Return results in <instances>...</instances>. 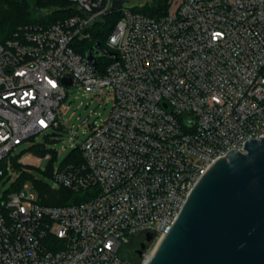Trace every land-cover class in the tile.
<instances>
[{"label":"built area","instance_id":"obj_1","mask_svg":"<svg viewBox=\"0 0 264 264\" xmlns=\"http://www.w3.org/2000/svg\"><path fill=\"white\" fill-rule=\"evenodd\" d=\"M68 1L0 41V178L18 144L67 127L69 85L110 87L115 104L78 144L84 161L56 173L85 199L44 204L18 183L0 196V264H146L153 249L133 259L127 245L152 232L155 247L208 167L264 136V0H166L157 16L125 2L101 69L74 41L113 0Z\"/></svg>","mask_w":264,"mask_h":264},{"label":"water","instance_id":"obj_2","mask_svg":"<svg viewBox=\"0 0 264 264\" xmlns=\"http://www.w3.org/2000/svg\"><path fill=\"white\" fill-rule=\"evenodd\" d=\"M128 1L113 0L109 11ZM86 56L97 67L99 57L118 53L98 41ZM146 264H264V136L208 167Z\"/></svg>","mask_w":264,"mask_h":264},{"label":"rangeland","instance_id":"obj_3","mask_svg":"<svg viewBox=\"0 0 264 264\" xmlns=\"http://www.w3.org/2000/svg\"><path fill=\"white\" fill-rule=\"evenodd\" d=\"M152 2L153 0H129L126 4L142 8ZM41 13L45 14V10H41ZM107 59L108 57L102 56V63ZM114 104L115 95L110 87H104L97 93H89L83 87L69 85L67 96L60 106L61 118L67 127L50 128L39 132L14 148L8 159L7 173L0 178V196L12 189L19 181L25 194L34 193L37 197L40 194V185L51 193L61 191L63 186L57 181L56 173L66 160L77 152L78 144L86 138L94 124L102 122L109 116ZM37 144H42L51 154L50 159L34 151L33 148ZM18 157H22V164H16ZM49 200L53 201L57 198L53 196ZM153 247L154 243H151L146 252L149 253ZM126 253L133 259L138 258L132 252L131 243L127 245Z\"/></svg>","mask_w":264,"mask_h":264},{"label":"trees","instance_id":"obj_4","mask_svg":"<svg viewBox=\"0 0 264 264\" xmlns=\"http://www.w3.org/2000/svg\"><path fill=\"white\" fill-rule=\"evenodd\" d=\"M145 14L157 16L165 13L168 9L166 0H153L142 8H136ZM45 10V14L41 13ZM72 13V7L68 0H0V41L10 37L20 26L27 24H47L58 18ZM122 17L121 10H114L105 15V20L95 23L89 30L92 36L89 38L77 39L74 45L84 56L90 48L98 41L105 46V40L111 33L116 22ZM100 58L99 69L102 68V57ZM110 58L104 64H107ZM34 151L44 156L48 151L42 144H37ZM77 152L68 158L64 164L69 162L82 163L84 158L80 147ZM20 181L15 188H18ZM13 188V189H15ZM39 200L44 204L65 205L74 202H80L85 199L84 191H75L72 188L64 187L61 191L51 193L47 188L39 186ZM55 196L57 200H49Z\"/></svg>","mask_w":264,"mask_h":264},{"label":"flooded vegetation","instance_id":"obj_5","mask_svg":"<svg viewBox=\"0 0 264 264\" xmlns=\"http://www.w3.org/2000/svg\"><path fill=\"white\" fill-rule=\"evenodd\" d=\"M132 245V252L135 256H138V258L142 257L146 250L148 249L150 245V241L146 240V237H143L140 235L137 238H134L131 242ZM143 245H145L143 247Z\"/></svg>","mask_w":264,"mask_h":264}]
</instances>
